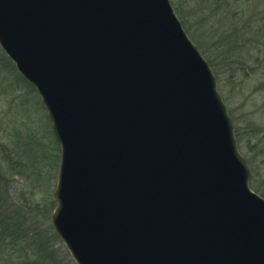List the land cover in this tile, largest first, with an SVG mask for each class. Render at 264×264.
I'll use <instances>...</instances> for the list:
<instances>
[{"label":"water","instance_id":"95a60500","mask_svg":"<svg viewBox=\"0 0 264 264\" xmlns=\"http://www.w3.org/2000/svg\"><path fill=\"white\" fill-rule=\"evenodd\" d=\"M0 48L59 146L75 264H264V198L170 0H0Z\"/></svg>","mask_w":264,"mask_h":264},{"label":"rangeland","instance_id":"374dc122","mask_svg":"<svg viewBox=\"0 0 264 264\" xmlns=\"http://www.w3.org/2000/svg\"><path fill=\"white\" fill-rule=\"evenodd\" d=\"M170 1L216 78L249 186L264 198V0ZM59 154L39 96L0 48V251L8 264H75L51 227Z\"/></svg>","mask_w":264,"mask_h":264},{"label":"trees","instance_id":"16d2710c","mask_svg":"<svg viewBox=\"0 0 264 264\" xmlns=\"http://www.w3.org/2000/svg\"><path fill=\"white\" fill-rule=\"evenodd\" d=\"M176 10V9H175ZM236 138L238 137V135L235 133ZM238 139V138H237ZM0 264H8V259L7 257H4L0 251Z\"/></svg>","mask_w":264,"mask_h":264}]
</instances>
